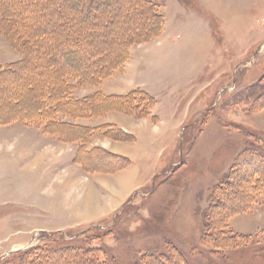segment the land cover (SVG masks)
I'll use <instances>...</instances> for the list:
<instances>
[{"label":"rangeland","instance_id":"374dc122","mask_svg":"<svg viewBox=\"0 0 264 264\" xmlns=\"http://www.w3.org/2000/svg\"><path fill=\"white\" fill-rule=\"evenodd\" d=\"M84 1L0 0V264H264V0Z\"/></svg>","mask_w":264,"mask_h":264},{"label":"crops","instance_id":"0c3cea01","mask_svg":"<svg viewBox=\"0 0 264 264\" xmlns=\"http://www.w3.org/2000/svg\"><path fill=\"white\" fill-rule=\"evenodd\" d=\"M103 91V90H102ZM129 91H131V89H129V90H127L126 92H125V94L126 93H128ZM122 94H124V93H122V92H120V91H106V95L107 96H113V95H122ZM60 119H61V121H60ZM59 119V121L61 122V123H66V124H72V125H76V126H83V127H89V126H92V125H89V124H85V123H81V122H75V121H71L70 119H63V116H61V118ZM110 123H113V121H111ZM115 123V122H114ZM101 125V124H100ZM95 126H99V125H95Z\"/></svg>","mask_w":264,"mask_h":264},{"label":"trees","instance_id":"16d2710c","mask_svg":"<svg viewBox=\"0 0 264 264\" xmlns=\"http://www.w3.org/2000/svg\"><path fill=\"white\" fill-rule=\"evenodd\" d=\"M72 2H74V3H80L81 5H82V2H85L84 0L82 1H78V0H71ZM1 10V9H0ZM156 15L158 16V13H156ZM79 41H77L76 43H78ZM74 46H76V47H78V44H75ZM80 73V72H79ZM132 91V90H131ZM141 91H143L142 89H141ZM128 93H130V91L128 92ZM76 236H78V234H73L72 235V238H74V237H76ZM34 247H27V248H23V249H20V250H17V251H14L11 255H22L23 253H26V252H28V251H30L31 249H33Z\"/></svg>","mask_w":264,"mask_h":264}]
</instances>
